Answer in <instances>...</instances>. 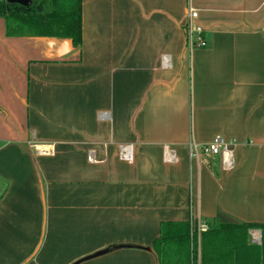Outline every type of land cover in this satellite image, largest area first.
Here are the masks:
<instances>
[{
  "label": "crops",
  "instance_id": "crops-1",
  "mask_svg": "<svg viewBox=\"0 0 264 264\" xmlns=\"http://www.w3.org/2000/svg\"><path fill=\"white\" fill-rule=\"evenodd\" d=\"M189 9L205 48L186 50ZM80 34L0 18V264H157L160 224L197 218L232 228L196 241L205 264H261L238 225H264V0H81ZM218 136L231 171L190 158Z\"/></svg>",
  "mask_w": 264,
  "mask_h": 264
},
{
  "label": "trees",
  "instance_id": "trees-1",
  "mask_svg": "<svg viewBox=\"0 0 264 264\" xmlns=\"http://www.w3.org/2000/svg\"><path fill=\"white\" fill-rule=\"evenodd\" d=\"M0 18L5 20L8 37H67L79 47L81 41L80 18L81 0H39L34 9L22 11L9 10L4 0H0ZM242 230L260 229V263L264 264V225H238ZM229 226L209 228L200 239L212 233L230 231ZM196 237L191 236L189 224L162 222L159 237L152 243L151 253L157 264H196L197 254L200 264H205L202 244L197 253ZM221 246L216 245L219 260Z\"/></svg>",
  "mask_w": 264,
  "mask_h": 264
},
{
  "label": "built area",
  "instance_id": "built-area-1",
  "mask_svg": "<svg viewBox=\"0 0 264 264\" xmlns=\"http://www.w3.org/2000/svg\"><path fill=\"white\" fill-rule=\"evenodd\" d=\"M197 17L196 11L193 9L188 10L187 23L185 24L186 33V50L192 51L196 48H205L207 42L204 36V32L198 25L194 24V20ZM166 58L163 61L166 62ZM189 155L191 159L197 160L199 155L209 154L220 158L221 167L224 171H231L235 168L234 161V142H228L225 138L218 136L215 137L211 142L206 145H199L194 142H190L188 145ZM131 147H120V156L125 161H131ZM165 161L175 162V158L167 147H164ZM92 161L91 158H89ZM210 226L208 223L200 220L199 218L191 220L190 222V233L191 236L196 237V241L199 242L200 236L209 230ZM253 241L260 243V236L252 235Z\"/></svg>",
  "mask_w": 264,
  "mask_h": 264
}]
</instances>
